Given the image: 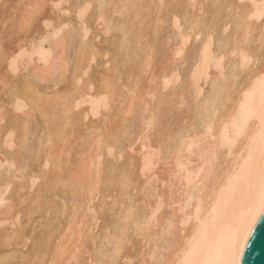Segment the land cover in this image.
<instances>
[{
  "label": "bare ground",
  "instance_id": "6f19581e",
  "mask_svg": "<svg viewBox=\"0 0 264 264\" xmlns=\"http://www.w3.org/2000/svg\"><path fill=\"white\" fill-rule=\"evenodd\" d=\"M53 2L0 0V260L183 264L226 244L243 264L264 0H63L50 27L28 21ZM126 203L150 233L121 223Z\"/></svg>",
  "mask_w": 264,
  "mask_h": 264
},
{
  "label": "snow or ice",
  "instance_id": "6c2138e0",
  "mask_svg": "<svg viewBox=\"0 0 264 264\" xmlns=\"http://www.w3.org/2000/svg\"><path fill=\"white\" fill-rule=\"evenodd\" d=\"M49 7L52 9L51 15L48 14V8ZM71 7H72L71 5H68L67 10H65V4H64L63 0H54V2L51 3L50 5L45 4L43 11L40 10L39 4L32 5L31 11L27 16V19L29 22H34L36 25H39L40 22L42 21L44 27H50L51 26L50 20L55 19V17L57 15H60V16L69 15L70 11H71ZM91 7H92L91 4H85L81 8L80 14L83 15V13ZM99 7L103 8L104 5L100 4ZM118 7H122L123 9H132V8L136 7V5L125 4L123 6H118ZM257 14L260 15L261 17H264V6H261L259 13H254L253 16H255ZM251 18L252 17H249V19H251ZM63 27H67V25H63ZM62 30H63V28H61V31ZM177 55H179V52L177 53ZM252 62L253 61L251 58H246L244 61V64H242L241 67H245L246 65H251ZM259 63L264 64V50L261 51ZM262 72H264V69H262ZM261 79H264V75L261 76ZM16 110L17 111L23 110L19 101H17ZM252 114H253L252 110L249 109V117ZM259 117L262 121H264V100H262V102H261V109H260ZM235 127H236V134L237 135H241V134L246 135V131H245V129H246V118L237 121ZM109 152L110 153L112 152L111 148H109ZM260 160H261L260 178H261L262 189H264V132H262V134H261ZM120 185L122 188H127L130 186V180L127 177V175L120 178ZM0 203H2V201H0ZM125 207L127 209L126 211L124 210ZM257 213H264V194L261 195L258 203L255 206L248 209V211L245 215V221L242 223L245 224L247 233H250L251 225L255 222V218H256ZM153 216H155V213L153 214ZM133 221L136 222V229H137V232L139 234L143 235L146 232L147 233L151 232L152 218H149L145 222H140L139 220H137L135 207L132 205H128L126 203L125 206H122L121 223L128 225ZM165 231H167V227H165ZM168 234L171 235L170 232H168ZM200 255H201V253H199L196 250L190 251L188 253L187 258L183 262V264H238L236 257H235V254L231 251V249L226 244H221V245H217L213 248H210L208 250V252L206 254H204L203 259L200 258ZM0 264H13V262L9 261V260H0ZM16 264H19V262H16ZM23 264H30V262L25 261V262H23ZM96 264H120V262L116 259H113L111 261H109V260L97 261ZM135 264H141V262L139 260H137L135 262ZM144 264H149V261L145 260ZM150 264H166V261L158 258L156 253H153Z\"/></svg>",
  "mask_w": 264,
  "mask_h": 264
},
{
  "label": "water",
  "instance_id": "95a60500",
  "mask_svg": "<svg viewBox=\"0 0 264 264\" xmlns=\"http://www.w3.org/2000/svg\"><path fill=\"white\" fill-rule=\"evenodd\" d=\"M243 264H264V213H260L242 253Z\"/></svg>",
  "mask_w": 264,
  "mask_h": 264
}]
</instances>
